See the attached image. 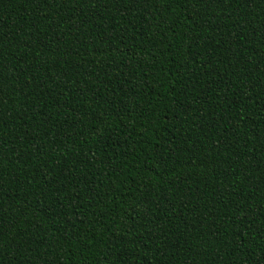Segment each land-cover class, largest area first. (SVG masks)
<instances>
[{
    "label": "trees",
    "instance_id": "1",
    "mask_svg": "<svg viewBox=\"0 0 264 264\" xmlns=\"http://www.w3.org/2000/svg\"><path fill=\"white\" fill-rule=\"evenodd\" d=\"M0 264H264V0H0Z\"/></svg>",
    "mask_w": 264,
    "mask_h": 264
}]
</instances>
